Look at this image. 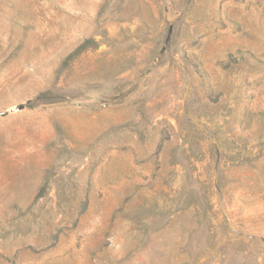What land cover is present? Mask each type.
<instances>
[{"label":"rangeland","instance_id":"1","mask_svg":"<svg viewBox=\"0 0 264 264\" xmlns=\"http://www.w3.org/2000/svg\"><path fill=\"white\" fill-rule=\"evenodd\" d=\"M0 264H264V0H0Z\"/></svg>","mask_w":264,"mask_h":264},{"label":"trees","instance_id":"2","mask_svg":"<svg viewBox=\"0 0 264 264\" xmlns=\"http://www.w3.org/2000/svg\"><path fill=\"white\" fill-rule=\"evenodd\" d=\"M91 44L90 40L83 41L71 54L67 56V61H71L76 56H78L80 53H82L84 50H86ZM60 95H48V94H41L37 96L32 102L28 103L29 108H33L34 106L44 103V102H50L53 100L60 99ZM39 197V194L36 196L35 199Z\"/></svg>","mask_w":264,"mask_h":264},{"label":"water","instance_id":"3","mask_svg":"<svg viewBox=\"0 0 264 264\" xmlns=\"http://www.w3.org/2000/svg\"><path fill=\"white\" fill-rule=\"evenodd\" d=\"M168 39V38H167Z\"/></svg>","mask_w":264,"mask_h":264}]
</instances>
